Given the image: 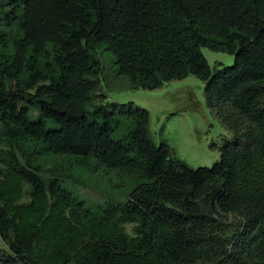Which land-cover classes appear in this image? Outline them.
Wrapping results in <instances>:
<instances>
[{"label": "trees", "instance_id": "16d2710c", "mask_svg": "<svg viewBox=\"0 0 264 264\" xmlns=\"http://www.w3.org/2000/svg\"><path fill=\"white\" fill-rule=\"evenodd\" d=\"M99 46L132 87L201 78L219 159L156 142L133 101L96 104ZM0 236V264H264V0H0Z\"/></svg>", "mask_w": 264, "mask_h": 264}, {"label": "rangeland", "instance_id": "374dc122", "mask_svg": "<svg viewBox=\"0 0 264 264\" xmlns=\"http://www.w3.org/2000/svg\"><path fill=\"white\" fill-rule=\"evenodd\" d=\"M201 49L213 71L231 65L235 60L234 53L206 45H202ZM97 56L103 69L98 90L94 93L96 104L107 100L133 101L149 109L150 135L156 142L168 140L175 153L195 167L211 165L219 159L220 150L213 143H220L231 133L209 107L204 94L205 82L201 78L189 74L165 81L155 88L132 87L126 76L115 73L109 51L99 46ZM66 180L81 197L91 202L103 203L111 198L124 201L127 196L126 193L109 192L102 180L96 178L85 180L79 176H66ZM134 226V222L125 224L126 230L132 234ZM0 248H8L1 236Z\"/></svg>", "mask_w": 264, "mask_h": 264}]
</instances>
